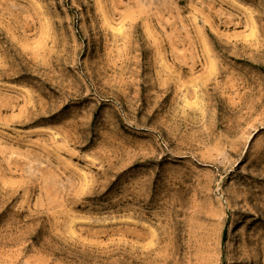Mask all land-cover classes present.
I'll list each match as a JSON object with an SVG mask.
<instances>
[{
	"label": "rangeland",
	"instance_id": "1",
	"mask_svg": "<svg viewBox=\"0 0 264 264\" xmlns=\"http://www.w3.org/2000/svg\"><path fill=\"white\" fill-rule=\"evenodd\" d=\"M0 264H264V0H0Z\"/></svg>",
	"mask_w": 264,
	"mask_h": 264
},
{
	"label": "bare ground",
	"instance_id": "2",
	"mask_svg": "<svg viewBox=\"0 0 264 264\" xmlns=\"http://www.w3.org/2000/svg\"><path fill=\"white\" fill-rule=\"evenodd\" d=\"M234 224H233V221L230 223V226H229V230H231V229H233L234 228V226H233Z\"/></svg>",
	"mask_w": 264,
	"mask_h": 264
}]
</instances>
